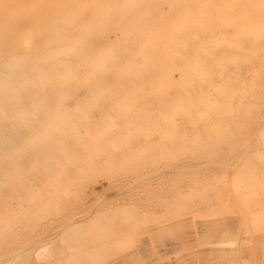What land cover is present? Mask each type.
Here are the masks:
<instances>
[{
	"label": "rangeland",
	"instance_id": "374dc122",
	"mask_svg": "<svg viewBox=\"0 0 264 264\" xmlns=\"http://www.w3.org/2000/svg\"><path fill=\"white\" fill-rule=\"evenodd\" d=\"M33 1L0 0V264H172V260L178 264H264V7L251 5L253 20L227 22L229 25L224 24L214 33L212 24L200 23L201 27L189 25L196 26L189 27V31L187 24L182 25V30L177 23L173 32L166 23L177 10L164 13L169 9L165 7L167 2L193 7L197 6L193 5L195 0H150L149 5L145 0L143 4L149 9L161 8L162 11L154 9L155 14L154 10L149 14L148 8H143L148 12L144 14L141 6H136L140 0H129L130 7L128 0ZM208 1H197L201 5L197 7L203 5L201 10L210 11L208 6L212 5ZM132 2L138 9L131 11ZM218 3L221 7L220 0ZM115 5H125V9ZM192 7L190 13L195 10L196 14L201 12L198 15L205 14ZM120 10L124 16L128 10L126 17L130 21L134 17L132 22L138 16L137 25L130 21V26L126 25L127 19L122 15L117 18ZM215 14L221 15L218 11ZM149 19L152 23L163 21L152 27L151 22L147 25ZM118 20L122 21L121 26L117 25ZM138 25L144 28H136ZM145 25L152 27L148 30L160 28L168 33L148 34ZM176 25L181 27L183 36ZM208 26L212 28L211 36L206 33H210ZM114 31L121 34H113ZM126 31L128 37L124 36ZM142 33L158 36L146 41ZM192 34L198 36V43L203 41L212 50L193 49ZM69 35L78 39L74 45H86L85 50L78 44V49L66 45L73 42ZM184 35L190 36L189 41ZM171 39H178V49L159 46ZM88 40H93L90 45L100 44L101 50L94 46L99 54L110 49L111 53H121L123 47L126 50L122 54H128L130 49V54L141 50L153 54L152 49L145 51L151 43L156 54L185 53L188 63L179 60L177 53L169 54L171 59L149 57L148 65L147 57H122L117 63L104 57L94 63L91 59L96 57L90 61L84 57L88 61L84 60L86 68L81 57L79 64L74 62L72 53L84 54L88 49L91 52ZM105 41L109 46H105ZM66 46L67 50L71 47L68 53L63 51ZM61 50L62 54L58 52L56 56ZM65 54L69 59H63ZM99 60L102 63L96 65ZM127 61L139 67L130 66ZM60 62L65 69L59 66ZM192 62H196L195 70L200 72L185 68ZM75 63L77 69L72 66ZM67 64L71 65L69 73ZM190 64L189 67L193 65ZM82 66L85 68L80 69ZM99 67L106 71L101 74L103 69ZM89 68L93 73L86 75L82 71L85 75L80 76L78 70ZM71 69L78 75H72ZM70 73L74 85L66 81ZM98 75L101 80L96 84ZM64 76L67 84L58 81ZM92 77L96 79L93 83ZM87 81L91 87L100 86L104 93L94 91L96 86L87 91L91 89L84 83ZM129 82L132 83L127 86ZM124 92L133 93L125 98ZM63 93L67 98H61ZM82 94L87 98H82ZM122 108L123 112L119 110ZM196 113L201 116L198 118ZM59 123L66 126L62 128ZM68 129L75 132L68 134ZM56 142L61 145L56 146ZM163 229L169 232L167 250L157 235ZM171 238L174 241L168 240Z\"/></svg>",
	"mask_w": 264,
	"mask_h": 264
},
{
	"label": "bare ground",
	"instance_id": "6f19581e",
	"mask_svg": "<svg viewBox=\"0 0 264 264\" xmlns=\"http://www.w3.org/2000/svg\"><path fill=\"white\" fill-rule=\"evenodd\" d=\"M34 1H35V0H34ZM34 1H33V2H34ZM40 1H41V0H40ZM73 1H74V0H73ZM121 1H122V0H121ZM132 1H133V0H132ZM140 1H141V0H140ZM140 1H139V6H138V5H136V6H137L138 8L141 6V8L143 9V8H148V7H147V5H149L148 2L151 3L152 0H151V1H150V0H148V1L146 0L147 3L145 2V0L141 1L142 3H141ZM153 1H155V0H153ZM177 1H178V0H177ZM197 1H199V0H195L196 3H194L193 5L197 4V6H201L200 4H198ZM209 1H210V2H209ZM209 1H208L209 3H208V2H207V3H208V4H211L212 6H210V5L208 6V7H210V11L207 9V10H206L207 12L204 11L206 8H203V10H201L202 7H203V5H202V7H200V9H199V7H197V6H193V7L196 8L197 11H198V10L204 11V13H205L204 15H201V14L198 15L199 13H201L200 11H198L199 13L197 12L198 14L194 13L195 10H194L193 12L190 13V11H191L190 8H191L192 6H191L190 4L188 5L187 3H185L186 6H185V4H184V5H182V4L178 5V3H180V2H178V3H177V2H174V3L177 4V5H172L171 3H170L171 5H167V4H169V2H167V4L165 3V4H166L165 7L168 6L169 9H167V11H164V13L169 14L170 12H168V11L171 10V12H174L173 9L177 10V12L175 11V12L177 13V15H176L175 17H172V16L175 14V12H174V14H172V16L170 15V19L168 20L169 24L166 23V25H167L168 27H170L169 25H171V29H172V31L175 32V30H177V29H175V24H177V23H178V26L185 25V27H186V24H187V25H188V29H186V30H188V31H189V27H191V26H189V25H194V24H198V23H200L201 25L212 24V26H210V27L213 28V33H214V32H216L215 30H217V29L219 30L224 24L229 25V24H228L229 22H232V21H238V22H241V21H243V20H253V19H254V14H253V16H252V13H253V12L251 11V9H252V6H251V5H260V6H258L257 9H259V8H263V7H264V0H220V1H221V7H218V5H219L218 0H209ZM36 2H37V1H36ZM130 2H131V1H130ZM134 2H135V1H134ZM134 2H132V3L130 4L131 7H133L134 4H135L136 2L138 3V0H137L135 3H134ZM143 2H145L147 5H146L145 3L143 4ZM157 2H158V1H157ZM157 2H154V3H157ZM162 2H163V1H162ZM165 2H166V1H165ZM188 2H192V3H193V1H191V0L188 1ZM29 3H30V2H29ZM64 3H65V2H64ZM128 3H129V0H128V2H127V5H128ZM140 3H141L142 5H140ZM172 3H173V2H172ZM204 3H205V0H204ZM94 4H95V3H94ZM98 4H99V2H98ZM132 4H133V6H132ZM31 5H32V4H31ZM34 5H35V3H34ZM55 5H56V4H55ZM63 5H64V4H63ZM95 5H96V4H95ZM99 5H100V4H99ZM101 5H102V4H101ZM144 5H146V6H144ZM156 5H157V4H156ZM160 5H161V4H160ZM163 5H164V4H163ZM187 5H188V6H187ZM115 6H116V5H115ZM117 6H119V7L121 6V9H122V8L125 9V7H123V6H125V5H123V6H122V5H117ZM117 6H116V7H117ZM128 6H129V5H128ZM128 6H127V7H128ZM142 6H143V7H142ZM150 6H151V5H150ZM152 6H153V5H152ZM154 6H155V5H154ZM113 7H114V5H113ZM113 7H112V8H113ZM119 7H118L117 9H119ZM129 7H130V6H129ZM157 7H158V5H157ZM193 7H192V8H193ZM205 7H206V6H205ZM83 8H85V6H84ZM135 8H136V7L131 8V11H132L133 9H135ZM138 8H136V9H138ZM197 8H198V9H197ZM214 8H215V9H214ZM220 8H221V9H220ZM77 9H78V8H77ZM81 9H82V8H81ZM86 9H88V8H86ZM98 9H101V6H100V8H98ZM117 9H116V11H119V10H117ZM129 9H130V8H129ZM154 9L156 10L157 8H156V7H155V8L152 7V10H154ZM158 9L160 10L161 8H158ZM158 9H157V10H158ZM164 9H165V8H164ZM193 9H194V8H193ZM217 9H218V10H217ZM107 10H108V9H107ZM113 10H115V7L113 8ZM139 10H140V9H139ZM139 10H137V11H139ZM150 10H151V9H149V8L147 9V11H149V14H150ZM152 10H151V12H152ZM155 10L153 11V13L155 12ZM189 10H190V11H189ZM220 10H221V12H219ZM253 10H254V9H253ZM93 11H94V10H93ZM98 11L100 12V10H98ZM98 11H97V12H98ZM121 11H123V10H120V13H119V15H117V16H118L117 18H120L121 15H122V18L125 17L124 20L127 19V20H125V21H127V22H126V25H129V26H130V24H131V25H132V24L135 25V24L137 23V21H139V17H138V16H136L137 18H135V20H137L136 22H135V21L132 22V19H133L134 17L131 18V21H130V18L128 19V18L126 17L127 14H128V16H129V13L127 12L128 10H126V12H125L126 15H125V16L123 15V14H124V13H123L124 11H123V12H121ZM129 11H130V10H129ZM133 11H134V10H133ZM142 11L144 12V14L146 13L144 9H143ZM142 11H140L141 13L139 12V15H140V16H143V15H144ZM160 11H162V10H160ZM215 11H218L219 15L221 14L220 17H218V15L215 14ZM112 12H113V11H112ZM135 12H136V10H135ZM156 12H157V11H156ZM156 12H155V13H156ZM167 12H168V13H167ZM186 12H188L189 14L186 13ZM107 13H108V11H107ZM109 13H110V11H109ZM114 13H116V12H114ZM133 13H134V12H133ZM155 13H154V14H155ZM80 14H81V13H80ZM96 14H97V13H96ZM100 14H101V13H100ZM142 14H143V15H142ZM146 14H148V12H147ZM81 15H82V14H81ZM132 15H133V14H131V16H132ZM152 15H153V14H151V16H152ZM161 15H162V14H161ZM161 15H159V18H160ZM74 16H75V14H74ZM76 16H77V15H76ZM98 16H100V15H98ZM148 16H150V15H148ZM154 16H155V15H154ZM167 16H168V15H167ZM113 17H114V16H113ZM164 17H165V16H164ZM90 18H91V17H90ZM142 18H143V17H142ZM168 18H169V16H168ZM200 18H202V19H200ZM120 19H121V18H120ZM163 19H164V18H163ZM163 19H161V20L159 19L160 21H156V22H153V23H154L155 25H157V22H158V24H159V22L161 23V22L163 21ZM154 20H155V19H154ZM156 20H157V19H156ZM200 20H201V21H200ZM108 21H109V20H108ZM122 21H123V19H122ZM122 21H121V20H120V21L118 20L117 25H120V26H121ZM128 21H130L131 23L128 24V23H129ZM140 21L142 22L141 18H140ZM152 21H153V20H152ZM164 21H167L166 18L164 19ZM86 22H87V21H86ZM149 22H151L150 19H149L148 23H149ZM227 22H228V23H227ZM252 22H253V21H252ZM254 22H255V21H254ZM257 22H258V21H257ZM151 23H152V22H151ZM151 23H149V24H147V25H151ZM153 23H152V27H153V25H154ZM163 23H164V22H163ZM81 24H82V23H81ZM99 24H100V23H99ZM111 24H113V22H112ZM200 24H198V25H200ZM254 24H255V23H254ZM84 25H85V24H84ZM115 25H116V24H115ZM115 25H114L113 27H115ZM117 25H116V26H117ZM136 25H137V24H136ZM143 25H144V24H143ZM163 25H165V24H162V28H165V27H163ZM166 25H165V26H166ZM201 25H200L199 27H201ZM240 25H241V24H240ZM138 26H139V27H138ZM138 26H137L136 28H141V27H142V26H140V25H138ZM160 26H161V25H160ZM173 26H174V27H173ZM255 26H256V25H255ZM79 27H81V26H79ZM88 27H89V26H88ZM88 27H87V28H88ZM122 27H123V26H122ZM127 27H128V26H127ZM146 27H147V26L145 25V28H146ZM152 27L149 28V26H148L146 30L151 29ZM157 27L159 28V25H158ZM157 27L154 26L155 29H157ZM168 27H167V28H168ZM192 27H196V26H192ZM192 27H191V28H192ZM202 27H203V26H202ZM210 27H209V26L207 27L208 30H210V33H209L208 31L206 32V33H208L209 35L211 34V31H212V28H210ZM81 28H82V27H81ZM85 28H86V25H85V27H84L83 29H85ZM99 28H100V27H99ZM116 28H117V27H116ZM129 28H130V27H129ZM142 28H144V26H143ZM176 28H178L177 25H176ZM180 28H181V27L178 28L179 30H178L177 32H180V34H179V33H178V34H179V35H182V34H181V31H182V30H185V29H183V26H182V28H181L182 30L180 31ZM209 28H210V29H209ZM223 28H224V27H223ZM242 28H243V27H242ZM256 28L258 29L257 26H256ZM89 29H90V28H89ZM89 29H88V30H89ZM159 29H160V28H159ZM159 29H158V31L161 30V29H160V30H159ZM169 29H170V28H169ZM169 29H167V31H168ZM173 29H174V30H173ZM224 29H225V28H224ZM80 30H81V29H80ZM80 30H79V31H80ZM86 30H87V29H86ZM88 30H87V31H88ZM90 30H91V29H90ZM130 30H131V29H130ZM192 30H194V32H195V29H194V28H193ZM148 31H149V32H148ZM148 31H147L148 34H150V32H154V31H157V30H148ZM158 31H157V32H158ZM162 31L164 32V31H166V29H165V30L162 29ZM188 31H187V32H188ZM203 31H204V29H203ZM205 31H206V30H205ZM100 32H101V31H100ZM114 32H115V31H114ZM117 32H118V31H116V32L113 33V34H116ZM134 32H135V31H134ZM142 32L144 33L145 31L143 30ZM160 32H161V31H160ZM163 32H161V34H162ZM169 32H171V31H169ZM198 32H199V31H197L196 33H198ZM255 32H256V31H255ZM64 33H65V32H64ZM88 33H89V31H88ZM111 33H112V31H111ZM119 33H120V32H118V34H119ZM125 33H127V34L124 35V36H126V37H128L127 35H130V34L128 33V31H126ZM130 33H131V32H130ZM143 33H142L141 36H143ZM165 33H166V32H164V34H165ZM167 33H168V32H167ZM167 33H166V34H167ZM171 33H172V32H171ZM171 33H170V34H171ZM184 33H185V32H184ZM199 33H200V32H199ZM250 33H251V32H250ZM120 34H121V33H120ZM131 34H132V33H131ZM155 34H156V33H154V35H150V36H149V35H145V36H146V41L149 40V37H151V36H152V37L154 36V38H156V37H155ZM164 34H163V35H164ZM189 34H190V33H189ZM200 34H201V33H200ZM200 34H199V36H201ZM70 35H71V34H70ZM70 35H69V38L71 37ZM132 35H133V34H132ZM194 35H195V34H192L193 37L190 39V40H191V47H193V49L196 50V48H197V49H199V50L202 51V50H204V47H206L207 50H209V51L212 50V49H211L212 47H210L208 44L205 46V45L203 44V43H204L203 41H200V42L198 43L197 38H196V37H198V36L195 35V37H194ZM239 35H240V33H239ZM239 35H238V36H239ZM252 35H253V34H252ZM67 36H68V35H67ZM133 36H134V35H133ZM145 36H143V39H144V40H145V38H144ZM156 36H158V34H156ZM159 36H160V34H159ZM165 36H166V35H165ZM182 36H183V35H182ZM184 36L186 37L187 35H184ZM207 36H208V35H207ZM210 36H211V35H210ZM231 36H232V35H231ZM234 36H235V34H234ZM234 36H233V37H234ZM250 36H251V35H250ZM256 36H257V35H256ZM74 37H75V36H74ZM74 37H71V38H70V41H72L71 39H73V42H71L72 44H70V43L66 40L67 43H69V44H66V45H70V46L73 45V47H74V46L77 47V45H76V44H78L77 42H76L75 45L73 44V43H75V40H76V39L74 40ZM112 37H113V36H112ZM115 37H116V36H115ZM115 37H114V38H115ZM147 37H148V39H147ZM152 37H151V38H152ZM161 37H162V39H163L164 36H161ZM187 37H188V36H187ZM187 37H186V38H187ZM201 37H202V36H201ZM222 37H223V36H222ZM253 37H254V36H253ZM80 38H81V37H80ZM82 38H83V37H82ZM106 38H107V37H105L104 39H105V40H108V39H106ZM108 38H109V37H108ZM120 38H121V36H120ZM122 38H124V40H126L125 37H122ZM138 38H139V37H138ZM189 38H190V36L187 38L188 41H189ZM234 38H235V37H234ZM238 38H239V37H238ZM66 39H67V38H66ZM88 39L90 40L91 37H88ZM95 39H96V38H95ZM98 39H99V38H97V40H98ZM158 39H159V38H158ZM158 39H157V40H158ZM68 40H69V39H68ZM77 40H78V39H77ZM77 40H76V41H77ZM81 40H82V39H81ZM84 40H86V39H84ZM84 40H82V41H84ZM89 40H88V41H89ZM97 40H96V41H97ZM101 40H102V39H101ZM110 40H112V39H109L108 41H110ZM116 40H118V38H117ZM128 40H129V39H128ZM144 40H142V42H144ZM173 40H174V41L176 40V42H174ZM184 40H185V39H184ZM211 40H212V39H211ZM236 40H238V39H236ZM252 40H253V39H252ZM27 41H28V40H27ZM61 41H62V40H61ZM79 41H80V39H79ZM79 41H78V42H79ZM91 41H93V40H91ZM91 41L88 42L89 45H90V42H91ZM108 41H107V42H108ZM131 41H134V40L132 39ZM155 41H156V40H155ZM166 41H167V40H166ZM177 41H178V39H171V42H170V41H169V42H168V41H167V42L164 41V43H163V44H159V46H160V47H164V49L166 48L165 50H169V49H170V50H173V48L175 49V47L177 46V45L175 46L176 43L180 44V42H177ZM179 41H180V40H179ZM214 41H215V39H214ZM239 41H240V40H239ZM253 41L255 42V40H253ZM253 41H252V42H253ZM58 42H59V40H58ZM98 42H100V40H99ZM102 42H104V41H102ZM129 42H130V41H129ZM135 42H136V41H135ZM150 42H153V41H150ZM181 42H182V39H181ZM211 42H212V41H211ZM225 42H226V41H225ZM227 42H228V41H227ZM54 43H55V42H54ZM56 43H57V42H56ZM65 43H66V42H65ZM80 43H81V42H80ZM80 43L78 44L79 47H82V46H83L82 48H84V46H86V45H82V46H81ZM110 43H111V42H110ZM114 43H115L116 45H118L117 41L114 42ZM120 43H121V41H119V44H120ZM122 43H125V41L122 42ZM126 43H127V42H126ZM138 43H139V42H138ZM138 43H135V45H139ZM146 43H147V42H146ZM161 43H162V42H161ZM183 43H184V42H183ZM185 43H186V42H185ZM185 43H184V44H185ZM215 43H216V42H215ZM219 43H220V42H219ZM244 43H246V41H245ZM81 44H82V43H81ZM86 44H87V43H86ZM98 44H99V43H98ZM106 44H107V45H106ZM148 44H150V45L147 46V48H146L145 51H148V50L150 51V49H152V50H153V54H151L152 51L150 52V54H149V53L147 54V53H143L142 50L139 51V54H138V53H137V54H130V52H131L133 49H132V50L130 49V51L127 49V52L129 51L128 54H122V52H124V49L126 50V48H124V47H123V49H120V50H123L122 52L120 51L121 53H118L119 51H118L117 53H113V52L111 53L110 50H112V49H110V50L108 49V50H109L108 53H107V50H106V51H104V53L99 54L100 51L98 50V48H99L100 44H99V45H96V44H95V45H92V44H91L92 47H90L91 45H90V46L87 45V48H90V51H91V52H89L90 54L87 52V51L89 50V49H88V50L86 51L87 54H86L85 52H83L84 54H82V53L80 52L81 55H80V54L77 55V54H75V53H72V54H73L72 56H74V58H76V60H75L74 62L77 61V63H78V60H79L78 58L81 57L80 59H82L83 61H82V60H81V61H82V63H84V64H82V63H81V64H82V65H85L84 60H86L87 58H88V60H89V59H91V58H93V57H96V58H95V59H94V58L91 59L92 61H94V60L96 61V59H97L98 57H100V58L103 60V57H104V59L107 58L108 60H110V61H109L110 63H117V62H119L120 59H122V57H125V58H132V59H133V57H143V58H145V57L149 58V57H150L151 60H152V57H154V58H155V57H157V58H158V57H165V56L168 57L169 54H170V55H171V54L174 55V53H175V52H174V53H169L168 55H167V54H159V53L156 54L157 52L154 50V49H156V47L153 46V47H155V48L153 49V48L151 47L152 44H151V43H148ZM249 44H250V43H249ZM112 45H113V44H112ZM112 45H111V46H112ZM189 45H190V43L188 44V46H189ZM70 46H69V50H67V46H66V49H65V47H64V49H65L66 51H65L64 49H63V51L68 53V51H70V49H71ZM94 46H98V48L96 47L97 50H98V52H96L97 50L94 48ZM102 46H103V45H102ZM105 46H109L108 43H106V41H105ZM143 46H145V43L143 44ZM133 47H134V44H133ZM138 47H139V46H138ZM145 47H146V46H145ZM181 47H184V46H181ZM237 47H238V46H237ZM91 48H94L96 51L93 49L94 51L92 52V49H91ZM112 48H113V47H112ZM139 48L141 49L142 47H139ZM179 48H180V46H179ZM189 48H190V47H189ZM74 49H75V48H73V51L75 52ZM77 49H78V47H77ZM79 49H80V48H79ZM101 49H102V47L100 46V50H101ZM176 49H178V46H177ZM176 49H175V50H176ZM181 49H182V48H181ZM185 49H186V48H185ZM81 50H82V49H81ZM81 50H80V51H81ZM84 50H85V48H84ZM103 50H104V49H103ZM162 50H163V48H162ZM165 50H164V51H165ZM195 50H194V52H193V51H192V52L196 54ZM76 51H77V50H76ZM82 51H83V50H82ZM134 51H135V50H134ZM143 51H144V50H143ZM58 52H59V54H60V53L62 52V50H61V51H57L56 56L58 55ZM78 52H79V51H78ZM141 52H142V53H141ZM179 52H181V51H179ZM184 52H185V51H184ZM67 53H66V54H67ZM92 53H94V54L98 53V54H97V55H94V54H92ZM166 53H167V52H166ZM176 53H177V51H176ZM176 53H175V55L177 56L178 53H177V54H176ZM61 54H62V53H61ZM66 54H65V56H63V59L66 58V60H67V57H68V56H67ZM69 54L71 55V52H70ZM69 54H68V55H69ZM201 54H203V52H201ZM183 55H185V53H184ZM183 55H181V56H183ZM186 55H187V54H186ZM234 55H235V54H234ZM234 55H233V57H235ZM66 56H67V57H66ZM178 56H179L180 58H182L179 54H178ZM191 56H192V55H191ZM193 56H194V54H193ZM84 57H85V58L87 57V58H86V59H83ZM169 57H170V56H169ZM169 57H168V58H169ZM172 57H173V56H172ZM183 57H184V56H183ZM185 57H186V58H185ZM185 57L182 58V59H180V58H178V59H179V60H183V61H185V62H186V60H187V63H188V59H187V58H189V56L187 55V56H185ZM147 58H146V60H145V59H141V60H145V61H147V62H146V64H147V63H149V61H151L150 58H149V59H147ZM191 58H192V57H191ZM191 58H190V59H191ZM195 58H197V57H195ZM236 58H237V57H236ZM68 59H69V57H68ZM170 59H171V57H170ZM193 59H194V58H193ZM223 59H224V58H223ZM229 59H230V58H229ZM102 60H99L98 63L96 62V65H98L99 63H102ZM133 60H134V59H133ZM157 60H158V59H157ZM225 60H226V58H225ZM81 61H79V62H81ZM86 61H87V60H86ZM89 61H90V60H89ZM92 61H91V62H92ZM95 61H94V63H95ZM106 61H107V60H106ZM122 61H123V60H122ZM131 61H132V60H131ZM168 61H169V60H168ZM199 61H200V60H199ZM199 61H198V62H199ZM217 61H218V60H217ZM153 62H154V61H153ZM185 62H183V64H184ZM235 62L237 63L236 60H235ZM62 63H63V62H60L59 66L61 65V68H62V70H63V69H65V67H64L65 65L62 64ZM66 63H68V62H66ZM71 63H73V62H71ZM86 63H88V61H87ZM127 63H129V65L132 64L131 62H128V61H127ZM127 63L125 62V64H127ZM143 63H145V62L143 61ZM169 63H170V62H169ZM180 63H181V61H180ZM195 63H196V62H194V64H195ZM223 63H224V61H223ZM233 63H234V62H233ZM78 64H79V63H78ZM90 64H91V63H90ZM90 64H88L87 66H88V67H91V66H89ZM133 64H135V63H133ZM133 64H132V65H133ZM150 64H151V63H150ZM153 64H154V63H152V65H153ZM172 64H173V63H172ZM189 64H190V63H189ZM189 64H188V65H189ZM192 64H193V62H192ZM192 64H190V65H192ZM194 64L192 65L193 67H192V66L189 67V66L187 65V67H185V68H187V69H189V70L192 68L191 70H192V73H193V68H194V71H196L195 68H197V65H196V67H195ZM198 64L202 65L201 63H198ZM218 64H219V63H218ZM67 65H68V64H67ZM67 65H66V66H67ZM96 65H95V66H96ZM104 65H105V64H103V66H104ZM108 65H109V64H108ZM112 65H113V64H112ZM123 65H124V64H123ZM123 65H122V66H123ZM129 65H128V66H129ZM136 65H137V64H135V65H133V66L135 67ZM142 65H143V64H142ZM147 65H148V64H147ZM154 65H155V64H154ZM154 65H153V66H154ZM163 65H164V64H163ZM181 65H182V63H181ZM185 65H186V63H185ZM258 65H259V63H258ZM35 66H36V65H35ZM70 66H71V65L69 64V65L66 67V70L69 69ZM72 66H76V63L73 64ZM92 66L94 67V65H92ZM103 66H102V67H103ZM115 66H116V65H115ZM124 66H125V65H124ZM128 66H126L127 68H125V69H128L129 71H130V70L132 71V69H131L130 67H128ZM130 66H131V65H130ZM158 66H159V65H158ZM170 66H171V65H170ZM85 67H86V65H85ZM85 67L82 66L81 68H80V67H79V68H80V69H83V68H85ZM93 67H92V70L95 68V67H94V68H93ZM102 67H101V68H102ZM108 67H109V66H108ZM137 67H139V66H136V68H137ZM165 67H166V66H165ZM165 67H164V68H165ZM198 67H199V66H198ZM259 67H260V66H259ZM72 68H73V67H72ZM75 68L77 69V68H78V65H77ZM75 68H74V69H75ZM86 68H87V67H86ZM101 68L99 67L100 70H101ZM103 68H104V67H103ZM103 68H102V69H103ZM111 68H112V67H111ZM121 68H122V67H121ZM129 68H130V69H129ZM136 68H134V69L136 70ZM142 68L145 69V68H146L145 65H144ZM174 68H176V67L174 66ZM179 68L182 69V67H178V69H179ZM200 68H201V67H200ZM200 68H198V69H200ZM216 68H217V67H216ZM261 68H262V67H261ZM55 69H56V68H55ZM59 69H60V68H59ZM74 69H73V70H74ZM76 69H75V70H76ZM89 69H90V70H89ZM89 69H88V71H86L87 69H86V70H78V71H81L80 76H81V74H82V75H85V74L87 75V73H93L94 70L92 71L91 68H89ZM95 69H96V68H95ZM176 69H177V68H176ZM176 69H175V70H176ZM178 69H177V70H178ZM217 69H218V68H217ZM53 70H54V69H53ZM53 70H52V71H53ZM62 70H61V71H62ZM71 70H72V69H71ZM73 70H72V75L74 74V76H77L78 74L75 75V73H76V72L78 73V71H73ZM97 70H98V67H97ZM152 70H153V69H152ZM155 70H156V69H155ZM163 70H164V69H163ZM169 70H171V69H169ZM169 70H168V71H169ZM82 71H83V73H85V74H83ZM102 71H106V70H104V69L101 70V74H103ZM108 71H109V70H108ZM118 71H119V68H118ZM126 71H127V70H126ZM129 71H128V72H129ZM171 71H172V70H171ZM69 72H70V69H69L68 73H69ZM73 72H74V73H73ZM109 72H110V71H109ZM128 72H127V73H128ZM133 72H134V70H133ZM139 72H140V71H139ZM196 72H200V71H196ZM201 72H202V71H201ZM203 72H205V71H203ZM10 73H11V72H10ZM95 73L97 74V71H96ZM95 73H94V74H95ZM105 73H106V72H104V75H105ZM119 73H120V72H119ZM123 73H125V72L123 71ZM153 73H154V72H153ZM4 74H5V73H4ZM96 74H95V75H96ZM99 74H100V73H99ZM120 74H121V73H120ZM196 74H198V73H196ZM66 75H67V74H66ZM70 75H71V73L67 76V78H66L67 80H66V81L74 80V79L71 78ZM90 75H91V74H90ZM90 75H89V76H90ZM112 75H113V74H112ZM115 75L118 76V72H117V74H115ZM115 75H113V76H115ZM123 75H124V74H123ZM185 75H186V74H185ZM192 75H193V74H192ZM80 76H78V77H80ZM100 76H101V75H100ZM100 76L98 75L99 80H97L96 82H95L96 79L94 80V78H96V77L93 76L94 78H93V77H92V78H93L94 81H92V83L95 82V83L97 84V82H100V80H101V79H100ZM160 76H162V75H160ZM196 76H197V75H196ZM55 77H56V76H55ZM72 77H73V76H72ZM84 77H85V76H84ZM119 77H120V76H119ZM153 77H154V76H153ZM182 77H183V76H182ZM197 77H198V76H197ZM200 77H202V76H200ZM204 77H205V76H204ZM53 78H54V77H53ZM53 78H52V80H53ZM63 78H65V76L62 77V79L59 78L60 80H58V79H56V80H58V81H62V82H63V80H64ZM116 78H117V77H116ZM134 78H135V77H134ZM162 78H163V77H162ZM167 78H168V77H167ZM75 79H76V78H75ZM157 79H158V78H157ZM163 79H164V78H163ZM196 79H197V78H196ZM226 79H227V78H226ZM50 80H51V78H50ZM78 80H79V79H78ZM165 80H166V79H165ZM169 80H170V79H169ZM205 80H206V79H205ZM205 80H204V81H205ZM227 80H228V79H227ZM81 81H82V80H81ZM84 81H85V80H84ZM88 81H89V80H88ZM88 81H87V83L84 82L87 86H88V84H89ZM103 81H104V80H103ZM114 81H115V78H114ZM153 81H154V80H153ZM166 81H167V80H166ZM204 81H202V83H203ZM208 81H209V80H208ZM51 82H52V81H51ZM75 82H76V81H75ZM158 82H159V81H158ZM171 82H172V81H171ZM171 82H170V85H171ZM199 82H200V81H199ZM224 82H225V79H224ZM55 83H56V82H55ZM57 83H58V82H57ZM63 83L67 84L68 82H65V80H64ZM63 83H60V85H59V84H58V85L61 86ZM69 83H72L71 85H74V82H73V81H71V82H69ZM92 83H90V84H92ZM130 83H132V82H129V83L127 84V86H128ZM155 83H156V80H155ZM202 83H201V84H202ZM206 83H207V82H206ZM210 83H211V82H210ZM222 83H223V82H222ZM228 83H229V82H228ZM90 84H89V86H90ZM164 84H165V83H164ZM36 85H37V84H36ZM76 85H77V83H76ZM165 85H166V84H165ZM205 85H206V84H205ZM209 85H210V84H209ZM62 86H63V85H62ZM65 86H66V85H64V87H65ZM67 86H68V85H67ZM67 86H66V87H67ZM81 86H82V85H81ZM81 86H80V87H81ZM95 86H96V85H94L93 87L90 86L91 89L88 88L87 91H88V90L90 91V90L94 89ZM168 86H169V85H168ZM181 86H182V85H181ZM183 86H184V85H183ZM190 86H191V84H190ZM118 87H119V86H118ZM134 87H135V86H134ZM213 87H214V89H215V86H213ZM95 88H97V90L95 89L94 91H98V90H99V91H103V90L100 88V86L98 87V85H97ZM98 88H99V89H98ZM120 88H121V86H120ZM218 88H219V87H218ZM56 89H57V87H56ZM68 89H70V87H69ZM111 89H112V88H111ZM122 89H123V88H122ZM248 89L250 90V88H248ZM70 90L72 91V88H71ZM83 90H84V89H82V91H83ZM109 90H110V89H109ZM123 90H124V89H123ZM254 90H255V89H254ZM67 91L69 92V90H67ZM67 91H64V93H65V92L67 93ZM73 91H74V90H73ZM84 91H85V90H84ZM212 91H213V90H212ZM29 92H30V91H29ZM121 92H122V91H121ZM185 92H186V91H185ZM235 92H236V91H235ZM58 93L60 94V92H58ZM64 93L61 94V98L65 95ZM72 93H73V92H72ZM91 93H92V92H90V96H92ZM93 93H94V92H93ZM96 93H97V92H96ZM96 93H94L93 95L96 96V95H95ZM103 93H104V91H103ZM103 93L100 95L101 98H102V96L104 95ZM124 93H125V92H124ZM132 93H133V92H132ZM132 93L129 94V93L126 92L125 94H123V96H124L125 98H128V96H129V95H132ZM158 93H159V92H158ZM198 93H199V92H198ZM208 93H209V92H208ZM68 94H70V93H67V95H68ZM83 94H84V93H83ZM83 94H82V95H83ZM109 94H110V92H109ZM113 94H115V93H113ZM184 94H185V93H184ZM62 95H63V96H62ZM125 95H126V96H125ZM185 95H186V94H185ZM28 96H31V95H28ZM73 96H74V93H73ZM79 96H80V95H79ZM84 96H85V95H83V97H82V96H81V97L84 98V99H86L87 97H86V96L84 97ZM97 96H98V94H97ZM97 96H96V97H97ZM108 96H110V95H108ZM123 96H122V97H123ZM65 97H66V95H65ZM106 97H107V96H106ZM116 97H118V96H116ZM124 97H123V100H124ZM229 97H230V96H229ZM66 98H67V97H66ZM68 98H69V97H68ZM94 98H95V97H94ZM109 98H110V97H109ZM187 98H188V96H187ZM54 99H56V98L54 97ZM57 99H58V98H57ZM57 99H56V100H57ZM64 99H65V98H64ZM70 99H71V98H70ZM116 99H117V98H116ZM135 99H136V98H135ZM230 99H232V98H230ZM230 99H229V100H230ZM71 100H72V99H71ZM73 100H74V99H73ZM82 100H83V99H82ZM88 100H90V99H88ZM95 100H96V99H95ZM100 100H101V99H100ZM106 100H107V99H106ZM109 100H110V99H109ZM126 100H127V99H126ZM201 100H202V99H201ZM221 100H223V99L221 98ZM28 101H29V100H28ZM98 101H99V99H98ZM136 101H137V100H136ZM177 101H179V100H177ZM202 101H203V100H202ZM86 102H88V101H86ZM159 102H160V100H159ZM185 102H186V101H185ZM189 102H190V101H189ZM204 102H206V101L204 100ZM209 102H210V101H209ZM212 102H213V101H212ZM225 102H227V101H225ZM231 102H232V101H231ZM74 103H76V102L74 101ZM95 103H96V102H95ZM178 103H179V102H178ZM186 103H187V102H186ZM186 103H185V104H186ZM89 104H90V103H89ZM91 104H92V103H91ZM197 104H198V103H197ZM213 104H214V103H213ZM215 104H216V103H215ZM217 104H218V103H217ZM221 104H222V103H221ZM224 104H225V103H224ZM228 104H229V103H228ZM231 104H232V103H231ZM165 105H166V104H165ZM187 105H188V104H187ZM225 105H226V104H225ZM225 105H223V106L225 107ZM244 105H245V104H244ZM248 105H249V104H248ZM89 106H90V105H89ZM215 106H216V105H215ZM221 106H222V105H221ZM250 106H252V105H250ZM123 107H125V106H123ZM143 107H144V106H143ZM258 107H259V106H258ZM263 107H264V105H263ZM74 108H75V107H74ZM87 108H88V107H87ZM115 108H116V107H115ZM251 108H252V107H251ZM70 109H71V108H70ZM70 109H69V110H70ZM109 109H110V108H109ZM111 109H112V108H111ZM116 109H117V108H116ZM125 109H126V108H125ZM168 109H169V108H168ZM171 109H172V108H171ZM219 109H220V108H219ZM257 109H258V108H257ZM92 110H94V109H92ZM119 110L123 112L124 108L119 109ZM182 110H183V109H182ZM260 110H261V109H260ZM76 111H77V110H76ZM107 111H108V109H107ZM109 111H110V110H109ZM145 111H146V110H145ZM214 111H216V110H214ZM217 111H218V110H217ZM258 111H259V110H258ZM49 112H51V111H49ZM65 112H68V111H65ZM84 112H85V111H83V113H82V111H81V113L85 115L86 113H84ZM115 112H116V111H115ZM118 112H119V111H118ZM125 112H126V111H125ZM164 112H165V111H164ZM78 113H79V112H78ZM81 113H80V114H81ZM148 113H149V111H148ZM150 113H151V111H150ZM199 113H200L201 115H203L202 112H199ZM217 113H218V112H217ZM217 113H216V114H217ZM263 113H264V111H263ZM197 114H198V113H196L195 115H197ZM200 114H198L199 116L197 115L198 118L201 116ZM65 115H66V114H65ZM99 115H100V114H99ZM187 115H188V114H187ZM187 115H186V116H187ZM229 115H230V114H229ZM100 116H101V115H100ZM104 116L107 117L106 115H104ZM123 116H124V115H123ZM159 116H160V114H159ZM64 117H65V116H64ZM73 117H74V116H73ZM98 117H99V116H98ZM102 117H103V116H102ZM105 117H104V118H105ZM66 118H67V116H66ZM68 118L70 119V117H68ZM78 118H80V117H78ZM78 118H77V119H78ZM108 118H109V116H108ZM189 118H190V117H189ZM56 119H58V118H55V120H56ZM61 119H62V118H61ZM61 119H60V120H61ZM110 119H111V118H110ZM110 119H107V120H110ZM217 119H218V116H217ZM48 120H49V119H48ZM83 120H85V119L83 118ZM169 120H170V119H169ZM169 120H168V121H169ZM225 120H226V119H225ZM51 121H52V120H51ZM70 121H71V120H70ZM98 121H99V119H98ZM98 121H97V122H98ZM226 121H228V120H226ZM230 121H231V120H230ZM52 122H53V121H52ZM58 122H59V121H58ZM66 122H67V121H65V123H66ZM110 122H111V121H110ZM172 122H173V121H172ZM191 122H192V121H191ZM210 122H211V121H210ZM210 122H209V123H210ZM228 122H229V121H228ZM232 122H233V120H232ZM47 123H48V122H47ZM56 123H57V122H56ZM56 123L54 122V124H56ZM63 123H64V122H63ZM67 123H68V122H67ZM173 123H174V122H173ZM59 124H60V123H59ZM59 124H58V126H60L62 123H61L60 125H59ZM69 124H70V123H69ZM74 124H75V123H74ZM192 124H193V123H192ZM247 124H248V123H247ZM258 124H259V123H258ZM50 125H51V124H50ZM64 125H65V124H64ZM64 125H63V126H64ZM110 125H111V124H110ZM210 125H211V124H210ZM61 126H62V125H61ZM63 126H62V128H64ZM65 126H66V125H65ZM70 126H71V124H70ZM70 126H69V127H70ZM87 126H88V125H87ZM90 126H91V125H90ZM111 126H112V125H111ZM226 126H227V125H226ZM72 127H74V126L72 125ZM108 127H109V126H108ZM108 127H107V128H108ZM53 128L58 129V128H56V127H53ZM75 128H76V127H75ZM97 128H98V127H97ZM109 128H110V127H109ZM109 128H108V129H109ZM257 128H258V126L256 127V129H257ZM55 129H54V130H55ZM112 129H114V128H112ZM112 129H110V130H112ZM251 129H252V128H251ZM54 130H52V131H54ZM58 130H59V129H58ZM68 130H69V129H68ZM74 130H75V129H74ZM83 130H84V129H83ZM85 130H86V129H85ZM92 130H93V129H92ZM104 130H105V129H104ZM106 130H107V129H106ZM110 130H108V131H110ZM207 130H208V129H207ZM52 131H51V133H52ZM102 131H103V130H102ZM71 132H72V130H71ZM71 132H70V130H69L68 134L71 133ZM74 132H75V131H73L72 133H74ZM76 132H77V131H76ZM78 132H79V131H78ZM86 132H89V131H86ZM104 132H105V131H104ZM119 132H120V130H119ZM155 132H156V130H155ZM62 133H63V130H62ZM62 133H60V134H62ZM117 133H118V132H117ZM87 134H88V133H87ZM101 134H102V133H101ZM104 134H106V133H104ZM118 134H119V133H118ZM154 134H156V133H154ZM63 135H65V134H63ZM70 135H71V134H70ZM72 135H73V134H72ZM94 135H95V132H94ZM114 135H115V134H114ZM219 135H220V134H219ZM73 136H74V135H73ZM75 136H76V135H75ZM121 136H122V135H121ZM58 137H59V136H58ZM58 137L56 136L55 139H57ZM118 137H119V136H118ZM263 137H264V136H263ZM74 138H75V137H74ZM111 138H112V137H111ZM121 138H122V137H121ZM123 138H125V137L123 136ZM53 139H54V138H52V140H53ZM55 139H54V140H55ZM58 139L60 140V138H58ZM88 139H89V138H88ZM93 139H94V138H93ZM261 139H262V138H261ZM67 140H68V139H67ZM112 140H113V139H112ZM116 140H117V139H116ZM119 140H120V139H119ZM262 140H263V139H262ZM262 140H261V141H262ZM55 141H56V140H55ZM60 141H61V140H60ZM94 141H95V139H94ZM124 141H125V140H124ZM89 142H90V141H89ZM91 142H92V140H91ZM96 142H97V141H96ZM56 143H57V142H56ZM61 143H62V141H61ZM61 143H59V144L57 143L56 146L58 145V147H59V146L61 145ZM101 145H102V144H101ZM141 145H142V144H141ZM62 146H63V145H62ZM182 146H183V145H182ZM6 147H7V146H6ZM110 147H112V146H110ZM110 147H109V148H110ZM11 148H12V147H11ZM19 148H20V147H19ZM62 148H63V147H62ZM64 148H65V147H64ZM59 149H61V148H59ZM81 149L83 150V147H82ZM89 149H90V148H89ZM92 149H93V148H92ZM95 150H96V149H95ZM4 151H5V150H4ZM57 151H59V150H57ZM61 151H62V150H61ZM83 151H84V150H83ZM10 152H11V151H10ZM63 153H64V152H63ZM92 153H93V151H92ZM95 153H96V152H95ZM103 153L105 154L106 152H103ZM87 156H88V155H87ZM259 156H260V155H259ZM89 157H90V156H89ZM71 159H73V158H71ZM104 160H105V159H104ZM124 160H125V159H124ZM108 161H109V160H108ZM108 163H109V162H108ZM257 163H258V162H257ZM57 164H58V163H57ZM105 164H107V163L105 162ZM246 164H248V163H246ZM250 165H251V164H250ZM57 166H58V165H57ZM88 167H89V166H88ZM49 168H50V167H49ZM55 168H56V167H55ZM44 170H45V169H44ZM90 170H91V169H90ZM50 171H51V170H50ZM59 171H61V170H58V172H59ZM93 172H94V171H93ZM89 174H90V173H89ZM50 175H51V173H50ZM83 177H84V176H83ZM47 178H49V177H47ZM48 180H49V179H48ZM57 180H58V178H57ZM75 181H76V180H75ZM75 181H74V182H75ZM69 182H70V181H69ZM237 187H238V186H237ZM237 189H238V188H237ZM236 199H237V198H236ZM244 203H245V202H244ZM225 229H226L227 234L229 235V233H230L229 228L227 227V228H225ZM73 230H74V229H73ZM77 230H78V229H77ZM75 231H76V229H75ZM69 232H70V231H69ZM69 232H68V233H69ZM68 233H67V234H68ZM116 233H117V232H116ZM158 233H159V234H157V235H158V237H160V241H161L162 245H163L164 247H166V250H167V247H168L169 244L166 243V240H167L166 238L169 237V232L167 231V229H163V230H161V231L158 232ZM65 239H66V238H65ZM168 240L170 241V240H173V239L171 238V239H168ZM173 241H174V240H173ZM167 242H168V241H167ZM170 242H171V241H170ZM176 242H177V241H176ZM47 243H48V242H47ZM260 244H261V243H260ZM172 245H173V242H172ZM172 245H171V246H172ZM143 248H144V247H143ZM172 248H174V247L172 246ZM217 248H218V247H217ZM168 250H169V248H168ZM42 251H44V250H42ZM73 251H74V248H73ZM164 251H165V250H164ZM227 251H228V250H227ZM77 252H78V251H77ZM247 252H248V251H247ZM254 252H255V251H254ZM259 252H260V251H259ZM41 254H42V253H41ZM41 254H40V255H41ZM254 254H255V253H254ZM44 255H45V254H44ZM130 256H131V255H130ZM125 258L127 259V257H125ZM128 258H129V257H128ZM170 258H171V257H170ZM38 259H39V258H38ZM175 259H176V258H175ZM43 261H44V260H43ZM172 261H173V262H172ZM172 261H169V262H171V263L173 264L174 261H176V260H172ZM174 264H178V263L176 262V263H174Z\"/></svg>",
	"mask_w": 264,
	"mask_h": 264
}]
</instances>
